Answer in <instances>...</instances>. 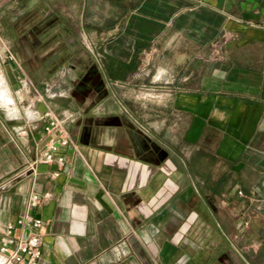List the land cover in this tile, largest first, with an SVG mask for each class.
<instances>
[{
  "label": "crops",
  "instance_id": "1",
  "mask_svg": "<svg viewBox=\"0 0 264 264\" xmlns=\"http://www.w3.org/2000/svg\"><path fill=\"white\" fill-rule=\"evenodd\" d=\"M0 79V244L31 214L39 264H264V0H0Z\"/></svg>",
  "mask_w": 264,
  "mask_h": 264
},
{
  "label": "built area",
  "instance_id": "2",
  "mask_svg": "<svg viewBox=\"0 0 264 264\" xmlns=\"http://www.w3.org/2000/svg\"><path fill=\"white\" fill-rule=\"evenodd\" d=\"M11 59H15L14 55L9 53ZM26 83L25 81L21 82ZM13 101L10 103L12 105ZM14 108L11 109L9 115L12 117ZM40 120H45L43 129L48 135L45 151L41 156L43 162H56L58 169L53 175L58 176L66 167L65 154L61 148H70L78 150L76 141L71 132L65 127L64 119L59 117L54 111L48 108L44 112H39ZM33 170L34 163L30 164ZM51 193L45 192L41 194L33 189L29 196V205L32 208L38 207L45 199L50 198ZM17 224L22 232L13 237V231ZM43 219L39 216L26 214L20 216L16 223L9 222L5 228V238L0 244V264H39L43 259V239H42Z\"/></svg>",
  "mask_w": 264,
  "mask_h": 264
},
{
  "label": "bare ground",
  "instance_id": "3",
  "mask_svg": "<svg viewBox=\"0 0 264 264\" xmlns=\"http://www.w3.org/2000/svg\"><path fill=\"white\" fill-rule=\"evenodd\" d=\"M0 99L3 100L4 102L13 101L12 97L8 95V93L5 90L0 91Z\"/></svg>",
  "mask_w": 264,
  "mask_h": 264
},
{
  "label": "rangeland",
  "instance_id": "4",
  "mask_svg": "<svg viewBox=\"0 0 264 264\" xmlns=\"http://www.w3.org/2000/svg\"><path fill=\"white\" fill-rule=\"evenodd\" d=\"M63 55H65V54H63ZM1 80V79H0ZM2 84V82L0 81V91L2 90V89H4V86L3 85H1ZM1 103V102H0ZM10 106H12V105H10ZM7 108V111L10 113V111H11V109L12 108H9L8 109V107H6ZM11 114V113H10Z\"/></svg>",
  "mask_w": 264,
  "mask_h": 264
}]
</instances>
